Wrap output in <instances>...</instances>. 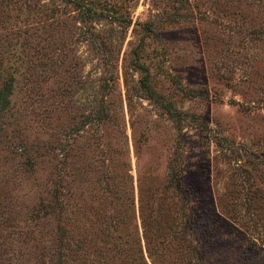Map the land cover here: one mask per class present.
<instances>
[{
    "label": "rangeland",
    "instance_id": "rangeland-1",
    "mask_svg": "<svg viewBox=\"0 0 264 264\" xmlns=\"http://www.w3.org/2000/svg\"><path fill=\"white\" fill-rule=\"evenodd\" d=\"M76 1L0 0V264H264V0Z\"/></svg>",
    "mask_w": 264,
    "mask_h": 264
},
{
    "label": "trees",
    "instance_id": "trees-1",
    "mask_svg": "<svg viewBox=\"0 0 264 264\" xmlns=\"http://www.w3.org/2000/svg\"><path fill=\"white\" fill-rule=\"evenodd\" d=\"M64 1H65V3H74V6H76L77 8L79 7V5L81 6V4H79L76 0H64ZM10 93H11V84L9 82H7V83L4 82L0 88V110H4V108H6L8 106V104H9L8 96L10 95ZM61 156H62V160H63L64 154H61ZM170 180L173 181L174 178L170 177ZM54 205H55V203L50 204L48 206V204L45 203L44 207H47V208L49 207L48 209H52L54 207ZM56 206L61 207V205L58 203H56Z\"/></svg>",
    "mask_w": 264,
    "mask_h": 264
}]
</instances>
